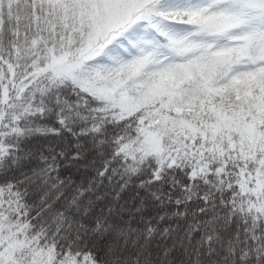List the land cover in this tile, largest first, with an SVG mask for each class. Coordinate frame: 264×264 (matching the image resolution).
<instances>
[{"label":"snow or ice","instance_id":"1","mask_svg":"<svg viewBox=\"0 0 264 264\" xmlns=\"http://www.w3.org/2000/svg\"><path fill=\"white\" fill-rule=\"evenodd\" d=\"M0 264H264V0H0Z\"/></svg>","mask_w":264,"mask_h":264}]
</instances>
